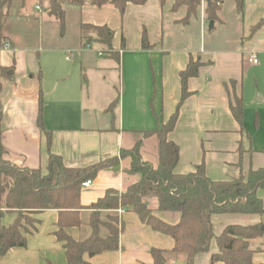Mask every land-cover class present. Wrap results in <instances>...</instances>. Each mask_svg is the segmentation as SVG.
I'll return each mask as SVG.
<instances>
[{
    "label": "crops",
    "instance_id": "1",
    "mask_svg": "<svg viewBox=\"0 0 264 264\" xmlns=\"http://www.w3.org/2000/svg\"><path fill=\"white\" fill-rule=\"evenodd\" d=\"M46 3L51 4L49 0ZM34 4L36 11L43 15V0H35ZM173 4L174 0H166L165 5L160 0H148L142 6L128 4L122 15L111 5L97 8L67 3L74 10L72 13L80 17L79 37L73 44L68 43L66 26L59 33L62 40L48 51L63 53L79 51L80 47L82 50L87 33L82 32V25L107 26L114 32L112 48L116 58L103 53L101 45L103 52L97 57L108 59L100 62H92L86 53H80L77 62L67 64L66 61L71 63L70 57L65 61L57 55L47 57L40 67L30 70L25 50L7 33L19 17L10 9L7 21L0 25V68L14 69L13 78L5 77L0 71L5 158L22 168L46 171L50 154L62 157L64 164L71 168H87L118 157L115 165L102 169L92 185L82 189V227L67 230L75 240L89 236L91 210L88 208L92 204L109 189L124 191L138 180V176L128 173L132 158L122 156V152L139 145L142 160L154 167L159 165V137L145 133L166 124L178 109L177 123L168 135L179 147L175 173L188 175L203 164L206 176L220 182L232 180L241 173L247 177L251 170L264 168V105L257 106L259 114L254 123L247 120L244 108L242 121L235 118L231 109L236 98L244 103V75L250 64L249 57L264 51V25L251 36L252 28L264 22V0H244L241 14L234 0H224L212 30L205 18V6L188 26H182L178 21L186 15V9L174 13ZM25 5L23 0L22 6ZM22 13L27 17L24 8ZM3 29L6 34H2ZM217 29L221 34L215 36ZM145 31L152 46L149 49L142 47ZM91 44L88 41L86 46ZM190 61H199L201 66L197 76L188 80V96L182 100L181 73ZM115 87L120 88L117 98ZM94 89L99 92L98 103L104 118L96 117L97 109L90 108L95 102L89 101L96 93ZM40 93L43 129L39 123ZM257 196L264 203V189H259ZM151 204L161 220L172 225L180 221L179 213L159 211L156 200ZM118 214L124 224L118 250L92 258L86 256L88 261L152 264L153 251H173L172 237L155 231L136 213L118 211ZM33 217L40 222L37 231L27 235V246L11 249L0 257V264H68L63 244L55 236L58 211L49 210ZM16 218V214H8L0 220V226L9 227ZM262 222L264 216L254 214L212 217L216 237L230 225L250 226ZM259 243L260 240L255 241V245ZM218 252L214 238L210 251L197 255L195 264H210L211 257ZM253 261L264 264V252L256 253ZM175 262L185 264L182 256L170 255L167 264Z\"/></svg>",
    "mask_w": 264,
    "mask_h": 264
},
{
    "label": "trees",
    "instance_id": "2",
    "mask_svg": "<svg viewBox=\"0 0 264 264\" xmlns=\"http://www.w3.org/2000/svg\"><path fill=\"white\" fill-rule=\"evenodd\" d=\"M52 6L60 4L59 0H49ZM66 3L83 7L86 5L103 8L114 6L122 15L126 6L132 4L142 6L148 0H65ZM204 0H174L172 11L177 13L186 9V15L178 21L182 26H188L199 16ZM224 0H211L205 6L208 21H216ZM236 10L243 13L244 0H234ZM165 5L166 0H160ZM13 0H0V25L7 21L8 12ZM60 21L61 33L66 28L65 11L62 6L57 12L50 11ZM260 22L251 30L253 36L262 28ZM82 32H91L94 39L103 46L105 54L116 58L112 42L114 32L107 26L82 25ZM143 49L150 45L146 31L142 36ZM199 61H190L185 71L181 73L182 100L188 96L187 82L197 76ZM1 73L13 78V68H0ZM9 72H12L11 74ZM39 123L43 129V97L40 93ZM232 113L238 121H242L243 101L236 98L231 106ZM179 109L172 118L152 132L160 140V163L157 167L145 163L139 152V145L121 155L132 158L129 174L138 176L124 191L109 189L105 196L92 204L88 226L89 236L84 240H75L67 230L81 228L82 210L81 194L83 183L96 179L98 173L117 163L118 157L104 161L87 168H71L64 164L62 157L50 154L46 171L42 169L22 168L5 158L2 143L0 114V220L8 214H16L14 224L9 227L0 226V257L5 256L13 248H25L27 235L37 231L40 222L33 216L45 211L56 210L59 213L55 236L63 244L68 264H93L90 258L106 251L118 250L123 222L118 211L136 213L142 222L155 231L172 237L175 247L172 252L153 251L152 264H167V258L182 256L185 264H195V257L210 251L211 242L217 240L219 252L211 257L210 264H255L256 253L264 252V222L250 225H230L219 237L214 235L212 217L223 214H254L264 216V203L257 196L259 189H264V168L251 170L247 177L242 173L232 180L215 182L205 173L204 165H199L194 173L180 175L175 173L179 160V147L168 139L178 119ZM50 145V138L48 139ZM151 200H156L158 210L177 212L180 221L169 224L155 215L150 206ZM260 240L258 245L255 241Z\"/></svg>",
    "mask_w": 264,
    "mask_h": 264
},
{
    "label": "rangeland",
    "instance_id": "3",
    "mask_svg": "<svg viewBox=\"0 0 264 264\" xmlns=\"http://www.w3.org/2000/svg\"><path fill=\"white\" fill-rule=\"evenodd\" d=\"M60 6H62L63 11H65V17H66V26L68 28V34H67V41L70 44H73L74 41L79 37V28L78 23L80 20L79 15L72 13V8L69 7L65 0H59ZM35 0H26V5L23 7V0H14L13 7L11 8V13L14 12L16 16L19 17V20L16 19L14 23H12L9 27V30L7 33L11 34V37H13V41L19 48H23L22 50H25V55L27 58V64L34 70L37 66L40 67L42 61H46L47 57L50 56H57L59 55L61 58H63L66 61L67 57H70L71 63L67 62V64H72L77 62L79 60L80 53H86L87 58L91 59L92 62L94 61H105L108 58H98V53L103 52L102 46L95 41H92L91 47H87L86 44L91 39H94L95 35L93 36L91 32L85 33V36L82 40L84 49L81 50V47L79 48V51H64L63 53L59 52H52L48 51L49 47L54 46L55 44H58L59 41H61L60 37V21L57 16L51 14V10L55 6H52L51 4L46 3L47 0H43L44 4V12L43 15L39 14L38 11L35 9ZM230 3V2H229ZM206 6V0L203 1L202 7ZM228 9L231 6H227ZM23 8L27 12V17H25V13L23 14ZM45 17V20H41V17ZM46 17H51V20H46ZM206 20L208 21L207 16L205 15ZM211 23V22H210ZM56 24V26H55ZM233 24V23H232ZM6 30L3 29L2 34L5 33ZM212 32V31H211ZM230 32V31H229ZM219 33V30L217 29L213 35H217ZM221 34V32L219 33ZM232 34V33H231ZM1 36V32H0ZM246 41V40H244ZM86 46V47H85ZM259 64L257 66H254L253 64H248L245 69V75H244V88H245V99L243 103L244 112L246 113V118L250 123H254L256 120V117H258L259 109L257 106L261 105L263 107L264 100L259 101V97L264 98V51L259 53L257 55ZM96 92V89H94ZM93 90V91H94ZM90 90L87 89V92ZM92 91V93H94ZM120 88L115 87L114 88V96L116 98L119 96ZM246 94H249V96L246 98ZM98 97L99 92L94 93L93 97L90 101H95L90 108H93L97 112L95 113L96 117H102L104 118V113L100 109L101 105L98 103ZM102 108V107H101ZM99 109V110H98ZM101 110V111H100ZM110 119V118H107ZM155 200H151L150 206L154 208V206L151 204ZM168 259V258H167Z\"/></svg>",
    "mask_w": 264,
    "mask_h": 264
},
{
    "label": "built area",
    "instance_id": "4",
    "mask_svg": "<svg viewBox=\"0 0 264 264\" xmlns=\"http://www.w3.org/2000/svg\"><path fill=\"white\" fill-rule=\"evenodd\" d=\"M40 9V8H38ZM248 62L253 64V65H258L259 64V61H258V58L256 55H251L248 59ZM92 181H87L85 183H83V188H87V187H90L92 185ZM120 212H123V211H120Z\"/></svg>",
    "mask_w": 264,
    "mask_h": 264
},
{
    "label": "water",
    "instance_id": "5",
    "mask_svg": "<svg viewBox=\"0 0 264 264\" xmlns=\"http://www.w3.org/2000/svg\"><path fill=\"white\" fill-rule=\"evenodd\" d=\"M211 0H207V3L209 4ZM60 10V5H56L54 8H53V12H57ZM211 30L214 28V22L211 21L210 23V27H209ZM173 264H184L183 262H175Z\"/></svg>",
    "mask_w": 264,
    "mask_h": 264
}]
</instances>
